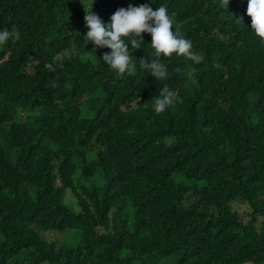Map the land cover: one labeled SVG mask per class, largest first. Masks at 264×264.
Masks as SVG:
<instances>
[{
	"label": "trees",
	"instance_id": "trees-1",
	"mask_svg": "<svg viewBox=\"0 0 264 264\" xmlns=\"http://www.w3.org/2000/svg\"><path fill=\"white\" fill-rule=\"evenodd\" d=\"M89 1L0 0V29L20 33L0 44V264H264V43L248 0H95L105 23L168 9L203 59L162 57L164 81L138 63L148 33L133 71L101 61ZM163 86L178 99L156 113ZM70 229L76 246L45 235Z\"/></svg>",
	"mask_w": 264,
	"mask_h": 264
},
{
	"label": "clouds",
	"instance_id": "clouds-1",
	"mask_svg": "<svg viewBox=\"0 0 264 264\" xmlns=\"http://www.w3.org/2000/svg\"><path fill=\"white\" fill-rule=\"evenodd\" d=\"M95 2V0H94ZM93 2V4H94ZM230 3V0H228ZM90 10L85 11V26L88 31L85 36L87 42H92L97 48H108L102 60L117 74L131 72L134 69L132 49L145 47L143 33L152 37V53H148L149 60L141 58L138 63L147 73H151L158 81L168 78V67L162 57L168 58L173 54L199 62L203 57L193 50V43L174 30V21L168 9L161 5L155 10L147 5L136 6L130 4L127 8H119L112 16L111 22L105 23L99 15ZM247 15L252 20V32L264 43V0H248ZM20 39V33L7 28L0 29V44L9 40ZM154 57V58H153ZM51 68L52 66L46 65ZM174 91L167 86L159 89L154 97V111L161 113L177 102Z\"/></svg>",
	"mask_w": 264,
	"mask_h": 264
},
{
	"label": "rangeland",
	"instance_id": "rangeland-1",
	"mask_svg": "<svg viewBox=\"0 0 264 264\" xmlns=\"http://www.w3.org/2000/svg\"><path fill=\"white\" fill-rule=\"evenodd\" d=\"M91 1H89L88 4V8L90 9V5H91ZM57 186H61L60 181L57 182ZM67 202H70L71 204H74V201H72L71 199H67ZM76 207V205L74 206ZM232 208L234 211H236L238 214H240L242 216L243 219L248 220L249 218V213L251 211L250 205L242 202V201H236L232 204ZM76 211H78L77 207L74 208ZM46 237L48 239H53L56 240L60 243H64V242H71L70 244L73 246H76L79 242L78 240V234L75 230H67L65 232L59 233H50L48 232L47 234L45 233ZM170 259H164L162 263L164 262H168Z\"/></svg>",
	"mask_w": 264,
	"mask_h": 264
}]
</instances>
